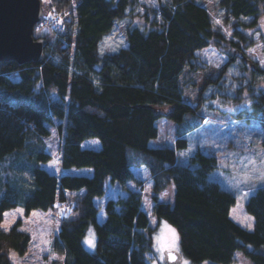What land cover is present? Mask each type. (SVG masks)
Wrapping results in <instances>:
<instances>
[{
  "label": "trees",
  "instance_id": "1",
  "mask_svg": "<svg viewBox=\"0 0 264 264\" xmlns=\"http://www.w3.org/2000/svg\"><path fill=\"white\" fill-rule=\"evenodd\" d=\"M138 3L50 0L47 10L54 8L62 21L53 25L48 18L32 31L33 38L45 40L44 59L0 61V221L4 210L18 204L28 212L64 203L55 236V245L65 252L62 264H147L155 226L141 206L143 179L133 170L145 165L152 181V213L176 228L180 252L192 264L204 259L227 264L236 250L252 264H264V185L244 203L252 227L242 226L230 216L234 194L208 176L216 157L197 149L187 162L177 161L185 132L201 120L178 129L174 146L148 144L157 134L158 117L180 122L194 115L198 103L183 95L184 71L198 70L195 51L220 43L224 34L201 2L167 0L145 7L141 24L125 27V45L100 53L103 35L117 19L134 17ZM219 7L237 37L231 40L235 52L229 60L246 62L241 52L252 39L243 28L257 25L264 0H220ZM251 64L250 85L258 75L264 79V68ZM239 115L257 120L264 145V91L258 90L251 108ZM56 120L60 132L64 128L60 165L91 166V174H57L40 166L51 158L46 137ZM92 136L99 138V148L81 146ZM128 179L134 187L126 184ZM107 180L118 181L126 194L107 198L98 220L95 199L104 194ZM170 182L172 200L159 199ZM18 223L7 231L0 228V264H13L11 248L20 253L27 248L29 234ZM90 225L96 235L93 250L82 244Z\"/></svg>",
  "mask_w": 264,
  "mask_h": 264
},
{
  "label": "rangeland",
  "instance_id": "2",
  "mask_svg": "<svg viewBox=\"0 0 264 264\" xmlns=\"http://www.w3.org/2000/svg\"><path fill=\"white\" fill-rule=\"evenodd\" d=\"M50 0H41L44 13L48 15L47 5ZM167 0H138L136 9L133 11L134 17L125 15L117 19L112 29L103 35L99 42L100 53L115 50L125 45V27L142 23L140 13L145 7L155 8ZM205 5L210 12L214 26L222 31L224 37L220 43L211 44L203 49L195 51L197 61L201 64L198 70L185 69L183 82V95L186 99L198 103L194 115L188 114L186 119L177 122L169 117L160 116L155 120L157 134L148 140L151 146H174L176 131L183 129L188 123L200 121L195 127L185 132L186 145L176 149L177 161L187 162L189 156L197 149L202 152L214 155L217 159V166L209 173V177L217 180L220 185L231 191L235 196V203L231 206L230 216L242 226L251 228L253 217L245 208L244 203L253 191L264 185V180L260 179L264 173V145L262 143L263 133L259 123L253 117L240 116L245 109L251 108V101L255 98V93L264 91V79L257 76V82L250 85L246 81L251 78V62H255L259 67L264 68V7L260 13L258 23L252 27H244L245 35L251 37L250 45L244 46L241 52L245 56L243 59L236 57L230 59L235 49L231 40L236 41L233 26L224 21L222 9L219 7L220 0H197ZM218 22V23H217ZM245 41L240 40L239 44L244 45ZM243 64H246L245 67ZM246 78V79H245ZM247 82V83H246ZM50 97L55 98V94ZM57 121L49 124L51 132L46 137V150L51 154V158L45 162H40V166L50 172L61 173L70 172L76 174H91V166H70L60 165V144L61 132ZM81 146L99 148L101 143L98 137L92 136L84 138ZM137 176L143 179L142 188V209L147 213L149 223L155 228L151 233V249L146 254L147 264H166L163 252L166 249H176L180 251L178 243V233L176 228L164 219H157L152 213V181L149 176V169L145 165L133 166ZM245 177L247 182L245 183ZM129 187H134L131 179L126 181ZM118 181H106L104 194L95 199L98 205L97 219L104 217L103 205L107 198L125 195ZM173 184L170 182L160 193L159 199L172 200ZM66 211L65 204H58L55 201L52 207L47 209L33 208L28 212L20 204L10 207L3 212L0 228L5 230L13 225L17 220L19 229L29 234V242L24 252L20 253L16 249L9 250V256L13 264H62L65 252L55 245L60 215ZM7 213V216H5ZM175 230V247L169 246L173 241ZM92 240L95 246V230L92 225L88 227L82 244L88 250H93L87 241ZM180 264H192L183 254ZM199 264H223L210 259H204ZM227 264H252L249 257L240 250L234 252V260Z\"/></svg>",
  "mask_w": 264,
  "mask_h": 264
},
{
  "label": "water",
  "instance_id": "3",
  "mask_svg": "<svg viewBox=\"0 0 264 264\" xmlns=\"http://www.w3.org/2000/svg\"><path fill=\"white\" fill-rule=\"evenodd\" d=\"M41 15V0H0V61L23 63L44 59L45 40L32 36ZM170 255L175 259H169ZM163 259L166 264H180L181 252L166 249Z\"/></svg>",
  "mask_w": 264,
  "mask_h": 264
},
{
  "label": "built area",
  "instance_id": "4",
  "mask_svg": "<svg viewBox=\"0 0 264 264\" xmlns=\"http://www.w3.org/2000/svg\"><path fill=\"white\" fill-rule=\"evenodd\" d=\"M48 18H51V24L53 25H58L62 21V16L54 8L49 10L48 15L42 16L39 23H46Z\"/></svg>",
  "mask_w": 264,
  "mask_h": 264
},
{
  "label": "snow or ice",
  "instance_id": "5",
  "mask_svg": "<svg viewBox=\"0 0 264 264\" xmlns=\"http://www.w3.org/2000/svg\"><path fill=\"white\" fill-rule=\"evenodd\" d=\"M218 23V22H217ZM260 179L261 180H264V173H261V176H260ZM245 183L247 182V177H245ZM5 216H7V213H5ZM5 231H7V227H5ZM172 233H173V241H172V244L169 246L170 248H174L175 247V230H171ZM87 243L90 245V246H94V242L92 240H88ZM163 258V257H162ZM169 259H175L174 256L170 255L169 256ZM185 264H187V261H185Z\"/></svg>",
  "mask_w": 264,
  "mask_h": 264
},
{
  "label": "crops",
  "instance_id": "6",
  "mask_svg": "<svg viewBox=\"0 0 264 264\" xmlns=\"http://www.w3.org/2000/svg\"><path fill=\"white\" fill-rule=\"evenodd\" d=\"M141 166V165H140ZM150 176V175H149Z\"/></svg>",
  "mask_w": 264,
  "mask_h": 264
}]
</instances>
